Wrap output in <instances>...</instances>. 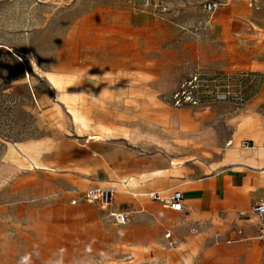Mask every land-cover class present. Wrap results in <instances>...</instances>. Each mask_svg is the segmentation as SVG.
I'll return each mask as SVG.
<instances>
[{
  "label": "crops",
  "instance_id": "obj_1",
  "mask_svg": "<svg viewBox=\"0 0 264 264\" xmlns=\"http://www.w3.org/2000/svg\"><path fill=\"white\" fill-rule=\"evenodd\" d=\"M205 1L200 27L231 24L217 16L223 10L264 4L224 0L209 15ZM104 18L75 71L77 98L90 105L75 117L88 124L44 158L48 176L0 178V264H264V217L253 212L264 201V90L246 108L164 101L195 72L219 74L210 68L231 63L240 33L191 35L178 17L150 28L129 17L134 42L126 47L112 38L114 17ZM249 65L264 71V61ZM90 187L115 189L112 206L72 204ZM174 190L183 194L179 209L149 197ZM115 211L128 213V223H115Z\"/></svg>",
  "mask_w": 264,
  "mask_h": 264
},
{
  "label": "rangeland",
  "instance_id": "obj_2",
  "mask_svg": "<svg viewBox=\"0 0 264 264\" xmlns=\"http://www.w3.org/2000/svg\"><path fill=\"white\" fill-rule=\"evenodd\" d=\"M104 16L114 17L112 38L126 47L134 42L124 23L129 17L146 21L149 28L155 19L178 17L187 21L178 25L180 32L191 35L234 29L241 46L232 49L231 63L208 66L228 76L249 73L239 83L231 81V87L244 89L248 105L264 90V71L249 65L264 61V4L260 11L246 6L223 10L217 16L232 17L231 24L213 23L215 17L213 24L200 27L205 20L200 0H172L162 14L145 11L133 0H0V178L48 176L39 166L44 158L60 147L61 137L73 139L75 129L80 133L88 124L75 117L77 111L90 110L77 98L81 89L74 86L75 71L81 51L97 44ZM207 42L212 41H201ZM164 101L172 106L169 98Z\"/></svg>",
  "mask_w": 264,
  "mask_h": 264
},
{
  "label": "built area",
  "instance_id": "obj_3",
  "mask_svg": "<svg viewBox=\"0 0 264 264\" xmlns=\"http://www.w3.org/2000/svg\"><path fill=\"white\" fill-rule=\"evenodd\" d=\"M139 1V5L143 10L155 12H167L169 10V0H133ZM224 0H206L204 9L209 15L215 14L224 5ZM253 5V4H252ZM249 74H233V75H206L201 72H195L182 81H180L177 89L171 94L169 100L175 108H196L206 106L211 103H233L237 106L245 107L247 99L244 89L237 84L231 87V81L240 82L242 78ZM227 82H230L227 84ZM250 144L245 142L244 146ZM264 146V145H263ZM80 198L72 200V204H77L78 200L95 204L102 209H109L113 204L115 189L110 187H90L80 192ZM149 197L158 201L171 209H179L183 202V194L179 190H174L169 194L151 193ZM253 212L260 217H264V201L253 207ZM115 223L125 225L128 223V213L122 211L113 212ZM261 238H264V228L260 229ZM170 233L166 234L169 239ZM173 243H170L172 245Z\"/></svg>",
  "mask_w": 264,
  "mask_h": 264
},
{
  "label": "bare ground",
  "instance_id": "obj_4",
  "mask_svg": "<svg viewBox=\"0 0 264 264\" xmlns=\"http://www.w3.org/2000/svg\"><path fill=\"white\" fill-rule=\"evenodd\" d=\"M92 137V136H91ZM96 137V136H95ZM91 139V138H90Z\"/></svg>",
  "mask_w": 264,
  "mask_h": 264
}]
</instances>
